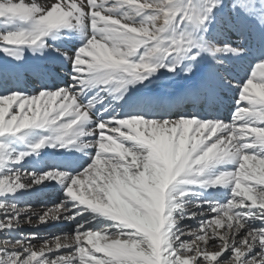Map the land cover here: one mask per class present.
Masks as SVG:
<instances>
[{
    "label": "snow or ice",
    "instance_id": "6c2138e0",
    "mask_svg": "<svg viewBox=\"0 0 264 264\" xmlns=\"http://www.w3.org/2000/svg\"><path fill=\"white\" fill-rule=\"evenodd\" d=\"M0 54V264H264V0H0Z\"/></svg>",
    "mask_w": 264,
    "mask_h": 264
},
{
    "label": "bare ground",
    "instance_id": "6f19581e",
    "mask_svg": "<svg viewBox=\"0 0 264 264\" xmlns=\"http://www.w3.org/2000/svg\"><path fill=\"white\" fill-rule=\"evenodd\" d=\"M36 2L41 4V5H45V4H48L50 2V0H36ZM25 56L29 60V62L35 60V58L31 56V53H26ZM2 58H3L2 54H0V59H2ZM244 71H246V66L243 70L240 68V66H236L234 68L233 74L236 75L238 78L237 81H234V83L238 82L239 78L244 75ZM63 75L66 77V73H64ZM28 80H31V77H28ZM177 83H179V81H177ZM157 84L159 86L154 89L157 92H164V91L170 90L171 82L166 77H161V79L157 82ZM225 115H229V114L226 113ZM45 152L46 153H53V150L46 149ZM52 155H49L47 157V159L49 161H55L56 160L55 157L52 158ZM26 167H29V166L26 165ZM22 179H26L28 182V178L26 175L22 176ZM86 187H87V185H86ZM55 195L63 196V193L60 191L59 186L56 184V182L45 181L41 185H34L32 189L25 191L23 197L20 198L18 201L27 202L31 207H34V204H36V202H39L42 200V203H43V202L49 200L48 197L55 196ZM42 209H45V208H42ZM42 209H40V210H42ZM31 210H32V212H34L33 208ZM189 210L199 211V209L196 208L195 206H190ZM34 213H36L37 215H34L32 217L39 215V213L37 211ZM199 216H200V218H199V220H200V219H203L205 217L211 216V214L210 213L208 214L207 212H205L203 215H199ZM25 218L26 217L22 215L20 217L21 222L24 221ZM197 218L198 217H196V219ZM49 220H50L49 224H47L49 227L44 228L45 223H41V225L38 224L39 226L35 229V231L29 235L35 234V236H37L39 238H46V239L50 240L52 237H55L57 235H62L64 233H70L71 230L74 228V225L71 222L66 221L64 219H60V220L49 219ZM25 229L26 228H24L23 226L20 225L19 226V231H20L19 234L25 233L26 232ZM42 230H46V232H45L46 236H44V237L42 236ZM35 241L36 240H33L32 243H34Z\"/></svg>",
    "mask_w": 264,
    "mask_h": 264
},
{
    "label": "rangeland",
    "instance_id": "374dc122",
    "mask_svg": "<svg viewBox=\"0 0 264 264\" xmlns=\"http://www.w3.org/2000/svg\"><path fill=\"white\" fill-rule=\"evenodd\" d=\"M141 2H143V0H141ZM23 180V182H27V180L26 179H22ZM49 198V203H45L44 202V204L42 203V200L41 201H39V202H36V204H34V207H31L29 204H27L26 202H20V201H18V207L19 208H21V209H28V210H30V212H32V208H33V210H34V212H38L39 213V215H43L45 212H47V211H49L50 209H52V208H54V206L56 205V204H58L59 202H60V200L63 198V196H58V195H55V196H51V197H48ZM20 203V204H19ZM42 208H45V209H42ZM40 209H42V210H40ZM0 211H2V210H0ZM189 212H191V210H189ZM208 213V212H207ZM209 214V213H208ZM211 214V216H208V217H205V218H203V219H212V218H214V213H210ZM198 218L196 219H185V221L183 222V224H182V227L185 229V232L187 233V232H189V231H198L199 230V228H198V225H199V221L200 220H202V219H200L199 220V218H200V216L198 215L197 216ZM49 219L47 220V222L45 223V225H44V228H47V227H49L47 224H49ZM41 225V223L38 221V219H37V216H35V217H32V219H31V222L29 223V222H27V218H25L24 219V221H22L21 223H20V225L21 226H23L24 228H26L25 229V233H22V234H19V232L18 233H16L17 235H24V236H29V234H31V233H33L34 231H35V229L39 226V225ZM65 226V225H64ZM60 227V226H59ZM43 228V229H44ZM222 231V230H221ZM29 232V233H28ZM46 230H42V236L44 237V236H46ZM0 235H2V234H0ZM44 239H46V238H40V239H38V240H36L34 243H33V245L38 249V248H40L42 245H43V240ZM201 259H202V257H201Z\"/></svg>",
    "mask_w": 264,
    "mask_h": 264
}]
</instances>
